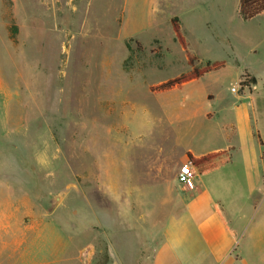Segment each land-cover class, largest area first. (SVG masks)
<instances>
[{
    "label": "rangeland",
    "instance_id": "rangeland-1",
    "mask_svg": "<svg viewBox=\"0 0 264 264\" xmlns=\"http://www.w3.org/2000/svg\"><path fill=\"white\" fill-rule=\"evenodd\" d=\"M238 11V0H0V231L13 234L5 263L163 262L164 192L102 175V141L122 126L132 138L159 135L149 125L164 119L160 98L186 91L152 88L190 72L187 53L200 69L225 62L204 82L215 109L250 94L236 70L263 53L264 21ZM252 205L254 231L263 190ZM252 252L251 264H264V249Z\"/></svg>",
    "mask_w": 264,
    "mask_h": 264
},
{
    "label": "crops",
    "instance_id": "crops-1",
    "mask_svg": "<svg viewBox=\"0 0 264 264\" xmlns=\"http://www.w3.org/2000/svg\"><path fill=\"white\" fill-rule=\"evenodd\" d=\"M252 20L264 21V16ZM217 71L171 90L184 89L181 96L160 98L164 119L149 125L159 135L149 133L148 140L132 138L129 128L122 126L116 136L102 141V175H134L135 184L142 186L133 190L164 192V198L156 202V206L169 208L160 237H155L162 240L166 253L161 264H251L252 249H264V218L261 227L254 231L249 227L252 198L264 191V133L259 129L264 104L257 102L264 93V51L250 65L236 70L241 78L246 75L255 80L243 86L250 94L237 96L236 102L223 109H215V97L204 87ZM209 154H218L216 170L201 174L192 163V181L179 182L180 167L192 162L189 156L199 159ZM9 235L13 238L12 232L0 231V264H7L3 258H10Z\"/></svg>",
    "mask_w": 264,
    "mask_h": 264
},
{
    "label": "trees",
    "instance_id": "trees-1",
    "mask_svg": "<svg viewBox=\"0 0 264 264\" xmlns=\"http://www.w3.org/2000/svg\"><path fill=\"white\" fill-rule=\"evenodd\" d=\"M239 17L244 21H249L257 16L263 15L264 16V0H239ZM173 29L176 32L177 39L182 44L184 50L187 52L186 41L185 38L180 33V25L178 19L175 18L173 21ZM187 58L189 64L192 66V70L187 72L183 75L176 77L175 79H171L167 82H164L158 86L152 88V90L159 92H166L171 91L175 88L182 86L184 83L190 82L192 80L198 79L204 76L206 73L217 71L224 67V62H215L209 63L206 67L197 68L195 66L196 58L191 54L187 53ZM255 82L254 79H250L248 76L245 75V81L241 84L243 86L248 85L250 83ZM218 154H209L203 156L199 159H195L192 156H189V159L192 163L198 167V170L201 174H207L211 171H214L218 168L219 163L215 162V158Z\"/></svg>",
    "mask_w": 264,
    "mask_h": 264
},
{
    "label": "built area",
    "instance_id": "built-area-1",
    "mask_svg": "<svg viewBox=\"0 0 264 264\" xmlns=\"http://www.w3.org/2000/svg\"><path fill=\"white\" fill-rule=\"evenodd\" d=\"M232 92L233 93H238V89L232 88ZM185 168L188 169L187 172L184 171ZM194 176H195V172L193 170L192 162H187V163H185L184 165H182L180 167L179 173L177 175V179L182 184H187V183H189V182L192 181V179L194 178Z\"/></svg>",
    "mask_w": 264,
    "mask_h": 264
},
{
    "label": "snow or ice",
    "instance_id": "snow-or-ice-1",
    "mask_svg": "<svg viewBox=\"0 0 264 264\" xmlns=\"http://www.w3.org/2000/svg\"><path fill=\"white\" fill-rule=\"evenodd\" d=\"M184 171H185V172H187V171H188V169H187V168H185V169H184Z\"/></svg>",
    "mask_w": 264,
    "mask_h": 264
}]
</instances>
